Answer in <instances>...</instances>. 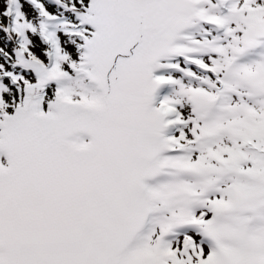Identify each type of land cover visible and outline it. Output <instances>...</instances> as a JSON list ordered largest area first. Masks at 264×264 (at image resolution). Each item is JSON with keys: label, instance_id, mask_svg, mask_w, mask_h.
I'll list each match as a JSON object with an SVG mask.
<instances>
[{"label": "snow or ice", "instance_id": "snow-or-ice-1", "mask_svg": "<svg viewBox=\"0 0 264 264\" xmlns=\"http://www.w3.org/2000/svg\"><path fill=\"white\" fill-rule=\"evenodd\" d=\"M0 264H264V0H0Z\"/></svg>", "mask_w": 264, "mask_h": 264}]
</instances>
